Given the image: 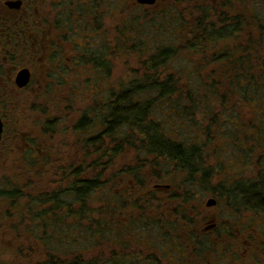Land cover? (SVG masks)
Returning <instances> with one entry per match:
<instances>
[{
  "label": "rangeland",
  "instance_id": "374dc122",
  "mask_svg": "<svg viewBox=\"0 0 264 264\" xmlns=\"http://www.w3.org/2000/svg\"><path fill=\"white\" fill-rule=\"evenodd\" d=\"M133 1L135 0H95V9L98 10L97 12H94V25L97 26L96 30L101 27H105L106 30H102L103 33L99 39L101 40L103 36L106 37V40L104 38V41L108 44L107 47L109 48V64L111 66L110 87H118V84L123 83L122 81L127 78V74L133 73L135 70V73L139 75L144 74L145 72L143 73L141 65L139 68L138 63L134 61V57L136 59L138 57L141 59L143 58L144 61H147L148 57L153 55L160 45H163L165 48H174V56L169 59L167 58L159 70L156 71L155 76L157 79L162 80L167 76H174L179 80L181 79L180 82H182L189 79L187 76L191 72L197 77L190 78V83L186 82L188 83V86L194 85L195 87L197 80L201 77V73L203 74V80L216 83L214 77L220 73V68L213 67L212 69H208V65L212 59L205 61L200 58L199 60H195L196 57L190 51H187L184 46H181L182 43L179 41V36H177L178 39L174 40L173 35L171 34H174V31H171L173 27L171 23L172 21H174L175 24L179 21L178 25H182V28L186 29V32L183 33L186 34L188 31L186 25L192 24L193 18L197 16V13L199 12L200 15H198L200 18L208 17V19H212V22H214L215 18L211 13L206 16L200 11L202 7H211L213 0H178L179 2L175 5V9L185 12L176 14L177 16L173 17V19L171 18L172 20L170 19V24L164 23L163 27H166L164 32H162V28L160 31H156V33L147 28H140L146 23V21L154 19L156 16L155 11H158L159 9L170 11L168 5L165 4L166 0L158 2L153 7L152 5H135V7L129 8V4ZM50 2L51 6L46 5V10L48 12L53 11L57 13L54 1L51 0ZM122 4H126L128 7L127 9L124 8L123 12L119 9ZM236 7H238V13L241 14L239 15V18L241 24H243H240L239 30L242 27L247 28V31L241 34V39H238L248 45L244 49L243 46L239 48L238 44H241V41H234V43H236L234 45V53H236V55L242 53L244 58H246L245 55H250L252 64L255 63V59L260 63L262 58H264V0H241V3H237ZM247 11H249L248 14H246ZM129 13L133 16L129 17L130 19L134 20L136 18L137 24L135 27L139 26L138 28H135V31L133 32L137 38L131 33L132 37H129L130 39L126 37L128 40L126 38L123 40V36L118 39L117 36H119V33L117 31L119 28H122V22H120L121 17L125 18ZM225 15L227 14L225 13ZM80 16L86 17L88 15L81 14ZM80 16L78 18H80ZM74 22V31L78 29L79 25L84 23V21H77L76 19H74ZM158 34L162 38V41L158 39ZM228 35L229 33L225 36ZM125 44L130 47H135L132 51L125 50ZM213 51L214 49L211 47V50L207 53L211 55ZM229 52L230 51L228 50V54ZM196 62H199L198 66H196ZM217 64L219 65L220 61H217ZM233 66V70L226 72V74L227 76L229 74L233 75V78H235L236 75L234 72L236 69L235 65ZM72 72L73 71H69V80L74 81L71 87L77 92V98L70 99L71 101L68 98H66V100L61 97L53 99H60L57 106L60 107L62 104L64 110L69 109L65 122H69V116L71 114H78L79 111L81 112L82 109L90 106L88 105L90 102V94H88V87H86L84 80V77L90 75L88 69L85 65H80V67L76 69L75 74ZM146 73H149V71L147 70ZM262 78V73L259 72L257 77L258 83L256 86L259 87V85L262 84ZM186 83L183 82L185 87ZM234 88L236 90L222 94L223 96L221 97L223 99H221V101L224 105L218 103L217 99H220V97H216V99L205 98L203 102L199 103V105L192 111L186 109L189 107L186 103H182L187 106L185 108L183 107V110L182 108L175 110L169 109L168 105L163 102V100L154 99L151 103L152 107L150 108L149 116L164 126L166 135L186 146L200 147L201 158L198 159L194 165L199 168L198 171L190 177L192 179L191 182L189 181V175L177 168L173 162L159 158L164 161L162 162L158 158L147 155L145 151L140 150L137 147L138 135L132 131L128 133V136H131L129 140H131L132 144H121L122 155L118 156L113 162H111L109 168H106V171L114 172L115 174H110L109 176H106L103 173L98 174V172H96V174H81V169H79L77 163L83 162V154L80 157L78 156L76 161V174H67L63 181L64 184L62 183L61 190L67 187L66 184L68 182H73L74 179L76 181L80 178H98L96 183L97 187L87 196L84 206L82 207L73 203V200L68 201L64 199L65 203L68 204V211L76 208V212L79 216H90V219L83 218L82 226L84 227V232L85 228L89 229V227H86L88 223L93 224V219L99 217H104L110 220L109 228H111V231H115L121 226V228L126 229L127 232H131L128 239H126V236L125 239L122 238L125 245L124 247L114 245L109 246L110 244L107 245L105 242L104 244L102 242H97L95 244V246L97 245L96 252H102L104 255L106 251H109L115 256H122V254L124 256H132L131 254H134L139 250L147 252L158 251V247L166 246L164 241H167V239L170 240V236H176L180 231L183 232V228L179 230V226H185L184 223L170 218L162 220L163 213L166 211L165 206L161 204L158 205L156 201L150 200V193L152 192L149 189L155 191V188L152 187L156 185L157 182L164 184L163 190L168 189L171 185L170 190L175 193L186 191L185 193L188 197V202L185 201L187 202V213L192 219V223H187L188 228H201V226L207 223L208 218L211 220L214 219L213 216H216L215 218L220 227V231L226 233L225 239L222 235L219 237L222 239L221 243L224 246V248L222 246L223 250H221L225 254H228L234 249V247H236V251L241 253L240 257H245L243 251L250 250V247H248V244L245 242H253L257 245L260 244V237L257 235H261V237L264 238V211L246 208V206L241 205L243 204V201H245V198L242 196L238 197L235 194L237 191L234 192L233 190L237 189L238 191L241 190L246 193H253L254 189L250 187V184L244 183V180H251V182L260 184V191L264 195V171L260 173V169L264 162V138L261 140L259 138L260 134L258 129L252 127L253 124L255 126L259 125L257 120L262 118L261 112H264V110H262V108L264 109V100L262 102L261 99H257L258 96H255V99L248 97L249 95H246L247 97H240L239 89L236 87ZM147 98L150 99L151 96L140 94L134 96L133 100H140V103H143ZM248 98H250V100H247ZM50 99L51 97L49 96L47 101ZM194 100L199 101L197 97H195ZM15 107H17V105H15ZM184 110H187V113H185ZM95 127L97 128L92 129V131L96 134L98 130H100V126L95 125ZM87 132L88 131L85 130L83 133L84 136L78 135L77 137L79 138V136H81L82 138H88L89 136H92ZM125 133L126 131L123 129L122 135ZM74 135L75 134H72V132H69L65 139L73 138L75 141L76 137H74ZM234 141L235 143H241L239 145H242V151L250 153L251 156H253L251 159L253 161L249 166L245 165V162L241 163L238 160L237 155L234 154L240 153L238 148L232 151V144ZM93 157L94 155L90 156V159ZM221 161L226 164L223 169L220 165ZM154 168L159 169L156 171ZM14 169L17 168L14 167ZM129 169H132V171L137 169V171L147 173H153L156 171L158 174H128L126 171ZM202 171L208 172V174H205L204 178ZM38 175L45 178V181H41L38 176H34L32 181V184H34L33 186L42 187L44 189L50 186V192H55V186L53 187L52 181L55 180L56 177H53L50 174H48V178L44 176V174ZM137 177H142V180H138L139 178ZM21 178L22 176L19 174L13 175V187H21ZM234 185L237 187H234ZM103 187L105 190H107V187L110 188L113 195H108L102 192ZM223 189H226V192L229 193L231 199L235 203H233L232 200L231 202L233 204L227 201L226 196L220 192H223ZM258 191L259 188H256L255 192ZM105 196H107V198H105ZM210 198H213L215 203L214 205L207 206L206 202ZM59 200L62 202L63 198ZM172 204L178 205L177 203ZM104 207L109 209V215H106L105 213L102 215V209ZM57 213H60L61 216L64 214L66 218H70L69 214H66L65 208L61 207L60 212ZM126 215L129 216V223L127 222L125 224L126 226H122V223H125L124 220L126 218L124 219V217ZM136 222V227L129 226L134 223L136 224ZM63 223L66 224L67 222L63 221ZM224 225L228 227L226 230L223 228ZM8 228L9 224L6 223H2L0 226V264H32L35 260L37 262L45 258L41 252L38 254L36 253L34 256V253L29 254L28 243H33L31 244L33 247H39L38 243H34V241L32 242L31 240L22 243L21 241L23 240L20 235H16L15 239V231H12L13 237L11 243L7 242V240H9L6 232L9 231L7 230ZM19 228L24 231L26 229L24 226H20ZM89 230L91 232H93V230L98 231V228L96 226ZM136 234H144L147 238L150 237L149 242L146 243L140 241L143 244L138 243L136 239L140 237H137ZM198 234L211 236V238H206L214 248L212 249L213 251L210 250L211 253L207 252V244H201L205 253H207L206 259L209 258L211 260V258L216 257L218 254H216L215 244L219 241L215 242L213 239H215L217 233L211 231L208 233L199 232ZM16 240H19L18 243H15ZM81 240L82 244H80V246L82 247L77 249L79 251L80 249L83 250L84 248L90 247L92 244L87 237L82 236ZM173 242L176 244L175 240ZM153 244L157 248L155 246L153 247ZM238 245L240 248H237ZM183 246L185 249L189 248L187 242H183ZM13 248L16 252L11 251ZM87 255L89 256L86 252L85 256ZM109 255L110 253L106 254V256ZM38 256L42 258H38ZM105 261L106 260L103 259L102 264H106ZM139 264L145 263L140 262Z\"/></svg>",
  "mask_w": 264,
  "mask_h": 264
},
{
  "label": "trees",
  "instance_id": "16d2710c",
  "mask_svg": "<svg viewBox=\"0 0 264 264\" xmlns=\"http://www.w3.org/2000/svg\"><path fill=\"white\" fill-rule=\"evenodd\" d=\"M68 1L70 5L77 6L83 9L86 13H89V15L86 17H74V19H76L77 21H84L83 24L78 26L79 30L77 29L76 35H74L77 37L76 42H84L85 37V39H87V41L85 40L86 45L87 43L95 45L92 48H89V46L85 45L86 47H83L79 52V64L85 65V67L88 69L89 74L92 75L89 76V78L84 77L86 87H88V94H90V102L88 104L90 106L85 107L81 110V112L79 111L78 120L76 121L75 128L73 129L76 137L78 135L82 136L85 130L88 131V134L92 135L88 138H82L81 136H79V138L77 137V139L81 141L79 142V146L83 150L82 151L81 149H79V151L81 150L83 153V162L77 163L79 169H81V174H96V172H98V174H106L104 169L106 168L107 164L103 161V156H105L103 141H109L108 144L110 148V155L108 166L110 167L111 162H113L118 156L122 155L121 144H132L131 140H129L131 136H128V133L132 131L137 133L138 135L137 147L140 150L145 151L147 155L154 156V158H162L164 160L166 159L170 162H173L177 168L188 174L190 178L192 174L198 171L199 167L194 165L196 164V161L201 158V149L198 146H186L166 135L164 126L149 116V111L152 107L151 103L153 102V100H163V102L168 105L169 109L173 110L178 108H182L183 110V107L185 108L187 106L182 103H186L189 105V107H187L186 109L192 111L199 105V103H202L205 98L216 99V97H220V99H217L218 103L223 104L221 101V99H223L221 97L223 96L222 94L236 90L234 88L236 87L239 89L240 97H247L246 95H249L248 97L255 99V96H258L257 99H261L263 102L264 58H262L260 63H258L255 59V63L252 64L250 55H245L246 58H244V55L242 53L237 54L234 59L236 69L234 73L236 75V79L233 78V75L230 74L228 76L227 74L223 75L222 77H220L218 74L214 77V81L217 83L216 85V83L212 81L206 82L205 80H203V74L201 73V77L198 80L196 79L197 84L194 87V85L188 86V83H190L189 79L197 77L191 72L187 76V78L189 79L182 82H180L181 79L179 80L174 76H167L162 80L156 78V71L159 70V68L167 58L169 59L170 57L174 56V48H165L163 47V45H160L156 52L148 57L147 61H144L143 58L141 59L138 57L136 59L134 57V61L138 63L139 68L141 65L143 73L145 72L144 74L139 75L135 73V70L133 73H128L127 78L122 81L123 83L118 84V87H110L109 81L111 76V66L109 64V48L107 47L108 44H106L104 41V38L106 40V37L103 36L101 40L99 39L103 31L105 30V27H101V30L98 29L101 31L100 32L96 30L97 26L94 25V12H97L98 10L95 9L96 2L95 0ZM135 5L140 6V4H138L136 1H133L129 4V8H133L135 7ZM169 6L170 5H168V8ZM124 8H128L126 4H122L121 7H119L121 12L124 11ZM209 10L210 7L201 8L200 11L207 16L210 15ZM72 11H75V9H72L71 12ZM76 11H78L77 8ZM165 11L166 10L164 9L155 11L156 16L154 17V19L146 21V23L143 24L140 29L147 28L156 33V31H160L163 28L162 32H164V29L166 27H163V24H170L173 17L177 16L171 14L170 11ZM198 14L200 15V12L197 13V16L193 18L192 24L186 25V28H188L186 34H183L186 32V29L182 28V25H178L179 21H177L176 24L174 23V21H172L171 23L173 27L171 31H174V34H171L173 35L174 40L178 39L177 36H179V41H181L182 43L181 46H184L187 51H190L196 57L195 60H199L200 58L201 60L205 61L208 59H212L208 65V69H212L213 67L218 68L217 61H219V58L217 55L218 52L216 51V40L226 35V27L228 26L223 27L225 29L221 30V28L217 26L218 20L216 18L214 22H212V19H208V17L200 18ZM129 17L133 16H131L129 13L127 17H121L120 22H122V28H119L117 31L119 33V36H117L118 39H120V37L122 36L123 40L126 37L130 39L132 35L136 37L133 32L135 31V28H138L139 26L135 27V25L137 24L136 18L133 20ZM239 17V15L236 17V23L232 25L236 28L237 31L239 30V26L241 24V20ZM246 31L247 29L242 27V30H239L237 32V41H241L240 36ZM131 33L133 34L131 35ZM158 39L162 41V38L159 34ZM247 45L248 44H245L241 41V44L239 43L238 47L241 48L243 46L244 49ZM134 47L135 46H127V44L124 45L125 50L129 51H132ZM211 47L214 49V51L211 55H209L207 52L211 50ZM228 55L225 57V60L228 58ZM198 64L199 62H196V66H198ZM147 70L149 71V73H146ZM259 72L262 73L263 81L262 84H260L258 87L256 86V84L258 83L257 77ZM183 82H188L186 83V87ZM140 94L150 95L151 98H147L143 103H140V100H133L134 96H138ZM195 97H197L199 101L194 100ZM247 100H250V98H248ZM262 110L264 109L262 108ZM184 112L187 113V110H184ZM261 114L262 118L257 120L259 125L255 126L253 124L252 127L254 129H258L260 134L259 138L263 140L264 112H261ZM95 125L100 127L102 126L104 127V129L101 131L98 130L96 134L90 133V130L97 128L95 127ZM122 128L126 131L124 135H122ZM239 144L241 143H235L234 141L232 144V151L238 148L240 153L234 154L237 155V158L241 163L245 162V165L249 166V164L253 161L251 160L253 156H251L250 153L242 151V145ZM92 155H94V157L90 159V156ZM161 161L164 162L163 160ZM220 165L223 169L226 164L221 161ZM154 169H156L157 171L159 168ZM156 171H154L153 173H147L137 171V169L134 171H132V169H129L126 172L128 174H158ZM263 171L264 162L262 164V168L260 169V173ZM111 174L115 173L112 172ZM202 174L204 178L205 174H208V172L202 171ZM137 178H139L138 180H142V177ZM97 181L98 178L95 177L89 179L80 178L75 181V183L69 184V186H67L68 188L62 189V194L63 196L64 194H70L73 197L74 202L82 207L84 206V202L87 196L97 187ZM189 181L191 182L192 179L190 178ZM244 183L250 184V187L254 189V192L246 193L241 190L238 191L237 189H234L233 191H237V193L235 194L238 197L242 196L243 198H245V201H243V204L241 205L246 206V208H253L256 210L264 211V195L260 191V184L251 182V180H244ZM20 184L21 187H13L14 184H12L9 188L8 193L0 192V197L6 198L7 196L8 200L11 201V211H13L12 231H15V239L16 235H20L21 239L23 240L21 241L22 243L27 242V240L38 243L39 247H33L31 245L33 243H28L29 254L34 253V256L36 253L38 254L41 252V254L46 258L37 262L35 260L32 264H102L103 259L106 260V264H116L118 262V264L125 263V260L123 258L120 259L121 255H111L108 259L105 255H103L102 252H96L97 245L95 246V244L97 242H102L104 244L105 242L107 243V245L110 244L109 246L114 245L124 247L125 245L122 238L125 239L126 236V239H128L131 235L130 231L127 232L126 229L121 228V226H119L117 230L111 231V228H109L110 220L104 217H99L93 219V224L88 223V225L86 226L89 227V229L97 226L98 231L93 230V232H91L89 229L85 228L84 232V227L82 226L83 218L90 219V216H79L77 212L76 214L70 215V212H68V206L64 205L65 198H63L62 200V205L64 208L67 207L66 214H69V217H72V219L66 218L64 214H62V216L60 215L61 221H56L55 218L57 217L58 213H54V211L59 207L58 200L54 196H39L33 193L28 188V185L30 184L24 181L23 178H21ZM160 184L162 183H156V185ZM154 186L152 188H154ZM234 187L237 186L234 185ZM256 188H259L258 192H255ZM170 189L171 185L166 190H159L155 188V191H153V189H149L153 193H150V200L156 201L158 205L161 204L165 206L166 211L163 213L162 220L168 218L174 219L175 221L179 220L180 222L184 223L185 226H187V223H192V219L187 213L186 203L188 202V197L186 196V191L175 193ZM102 192L108 195H113L111 189L108 187L107 190H105L103 187ZM220 192L226 196L228 202L235 203L231 199L229 193L226 192V189H223V192ZM105 198H107V196H105ZM172 203H177L178 205ZM104 213L106 215H109V209L104 207L102 209V215ZM128 217L129 216L127 215L124 217V219H126L124 220L125 223H122V226H124L128 222ZM73 219L76 221H73ZM62 220L66 221L67 223H63ZM136 225L137 222L136 224L134 223L129 226L136 227ZM20 226H24L26 228L25 231L19 228ZM190 230L191 231L188 232V235L190 238H192L194 232L196 231L194 229ZM178 233L180 234V232ZM178 233L176 236L170 237L178 238ZM82 236L87 237V239L91 241L92 244L90 247L84 248L83 250L80 249L79 251L77 249L82 247L80 246V244H82ZM136 236L140 237L136 239L138 243L143 244L142 242H149L150 237L147 238L146 236H144V234H136ZM194 240L196 241V244H207V250L208 247H212L208 239H204L202 237L197 238L196 234L194 235ZM18 241L19 240H16L15 243H18ZM167 241L169 240L167 239ZM11 251L16 252L14 248ZM143 251L139 250L138 252H135L134 255ZM86 252L89 254V256H85ZM38 258L42 257L38 256Z\"/></svg>",
  "mask_w": 264,
  "mask_h": 264
},
{
  "label": "flooded vegetation",
  "instance_id": "af4514ba",
  "mask_svg": "<svg viewBox=\"0 0 264 264\" xmlns=\"http://www.w3.org/2000/svg\"><path fill=\"white\" fill-rule=\"evenodd\" d=\"M50 1L0 0V192L8 193L13 184V175L19 174L30 184L28 188L33 193L39 196H54L58 200L59 207L54 211L57 213L60 212L61 207L64 208L63 201L59 199L65 197L68 201L73 200L70 194L63 196L61 188L67 174H76V161L78 156L83 154V150L79 146L81 141L73 132L78 114H71L69 122H65L69 109L64 110L62 104L60 107L57 106L60 99H53L77 98V92L71 89L74 81L69 80V71L75 74L76 69L80 67V50L83 47L92 48L95 45L90 43L86 45L85 37L84 42H76L77 37L74 36L76 35V31L73 30L74 17L81 14L89 15L88 13L77 6L70 5L68 0H52L57 13L48 12L46 5L51 6ZM158 2L163 1L156 0L152 7ZM165 2L170 5L171 14L185 12L175 9L178 0ZM237 3H241V0H213L209 10L218 20L217 24L221 30L228 26L226 30L229 35L216 40L220 77L232 71L235 65L234 45L236 43L234 41L237 40V30L232 25L236 23V17L241 15L238 13ZM140 6L144 5L140 4ZM72 9L76 12H71ZM248 13L249 11L246 12ZM227 55L228 58L225 60ZM21 70H27L29 79L25 85L19 87L16 84V76ZM89 76L86 77L89 78ZM49 96L51 99L47 101ZM103 129L104 127L101 126L100 131ZM69 132L75 134V141L73 138L65 139ZM90 133L93 131L90 130ZM103 142L105 150L103 161L107 164L106 168H109V141ZM106 168L105 175L109 176L112 172L106 171ZM38 174H44L47 178L48 174L56 177L52 181L55 192H50V186L46 189L33 186L34 176L45 181V178ZM71 183H75V179L73 182H68L66 186ZM154 188L164 189L163 185H155ZM72 202L77 204L74 200ZM64 205L68 206L65 201ZM11 210V201L7 196L0 197V226L2 223L9 224L7 229L9 231H6L9 243L13 237V211ZM68 212L70 215L75 214L76 208ZM215 217L213 216L214 219L211 220L208 218L207 223L201 228L194 227L196 232L192 238L189 237L188 232L193 228L179 226V230L183 228V232L180 231L181 235L179 234L178 238L172 237L169 241L165 240L166 246L158 248L153 244V247L159 249L158 251H143L137 253L138 255L131 254L132 256L122 254L120 259L125 260L124 264L140 262L145 264H264V238L261 235H257L260 237L259 245L245 242L250 247V250L243 251L245 257H240L241 253L236 251V247L228 253L229 255L225 254L222 251V239L219 237L222 235L225 239L226 233L220 231ZM55 220L61 221L60 213ZM73 221L76 220L73 219ZM223 228L226 230L228 227L224 225ZM211 231L217 233L213 240L219 242L215 244L218 255L210 260L206 259L207 253L203 246L196 244L194 235ZM196 237L211 238L210 235ZM183 242L188 243V249L184 248ZM212 248L208 247L207 252L211 253ZM237 248L240 246L238 245ZM109 253L110 255L106 256ZM104 255L109 259L113 254L106 251Z\"/></svg>",
  "mask_w": 264,
  "mask_h": 264
},
{
  "label": "water",
  "instance_id": "95a60500",
  "mask_svg": "<svg viewBox=\"0 0 264 264\" xmlns=\"http://www.w3.org/2000/svg\"><path fill=\"white\" fill-rule=\"evenodd\" d=\"M137 3L139 4H143V5H152L155 3L156 0H135ZM29 79V74L27 72V70H21L18 72L17 76H16V84L21 87L23 85H25L27 83ZM0 130H1V124H0ZM215 201L214 199H208V201L206 202L207 206L210 205H214Z\"/></svg>",
  "mask_w": 264,
  "mask_h": 264
}]
</instances>
